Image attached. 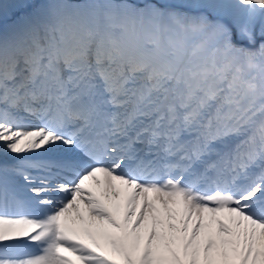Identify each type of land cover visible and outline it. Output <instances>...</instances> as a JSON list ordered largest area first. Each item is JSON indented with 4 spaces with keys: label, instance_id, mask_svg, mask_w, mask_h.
I'll return each instance as SVG.
<instances>
[{
    "label": "snow or ice",
    "instance_id": "1",
    "mask_svg": "<svg viewBox=\"0 0 264 264\" xmlns=\"http://www.w3.org/2000/svg\"><path fill=\"white\" fill-rule=\"evenodd\" d=\"M0 264H264V0H0Z\"/></svg>",
    "mask_w": 264,
    "mask_h": 264
}]
</instances>
